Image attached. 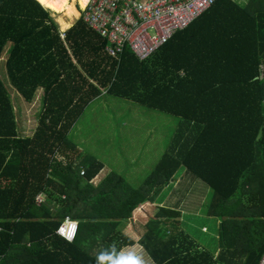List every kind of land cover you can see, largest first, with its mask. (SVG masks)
<instances>
[{"label": "trees", "instance_id": "obj_1", "mask_svg": "<svg viewBox=\"0 0 264 264\" xmlns=\"http://www.w3.org/2000/svg\"><path fill=\"white\" fill-rule=\"evenodd\" d=\"M107 44L83 17L64 39L54 13L38 0H0V58L6 50L11 84L29 103L44 90L36 132L19 134L0 77V264H94L112 242L141 244L154 264H258L264 0H217L147 61L130 49L111 57ZM104 94L178 118L168 150L141 184L115 169L96 184L106 163L69 153L79 148L72 130ZM181 170L167 203L140 226L141 237L125 233L141 205L168 196L162 195ZM197 180L214 191L206 213L221 221L218 255L182 228L184 199L174 197L188 195ZM41 194L47 199L40 205ZM66 217L79 222L71 243L56 234Z\"/></svg>", "mask_w": 264, "mask_h": 264}, {"label": "rangeland", "instance_id": "obj_2", "mask_svg": "<svg viewBox=\"0 0 264 264\" xmlns=\"http://www.w3.org/2000/svg\"><path fill=\"white\" fill-rule=\"evenodd\" d=\"M76 9L80 13L78 18L80 19L84 9L78 2L76 3ZM54 16L59 24H61L60 19L68 22V17L64 14L54 13ZM68 23H71V19ZM60 28L61 32H67V29H64L63 26ZM11 47L12 44L8 43L7 50ZM2 56L0 58V77L4 80L10 95L19 134L33 135L38 128V118L43 108L44 90L42 88L38 89L34 102H26L17 89L12 86L8 77L6 50H4ZM177 124L178 118L168 113L155 110L141 103L137 104L104 94L88 107L72 130L70 136L78 143L79 148L75 151L71 150L69 153L75 156L80 152H85L98 157L106 163V168L117 170L134 185L141 184L152 173L159 157L168 150L167 148L170 146L173 135L177 130ZM106 168L95 179V181L97 180L94 181L96 184H100L110 174V170ZM181 171L177 179L171 182V185L166 188L162 196L172 194L173 188L183 175V171L182 173ZM186 195L184 192L180 194V191H178L174 198L177 199L176 203L183 199V204L185 202L189 203L183 211V214L188 218L195 217L192 210L200 207L199 211H201L205 206H210L214 191L201 180H197L188 195ZM46 199L47 195L40 196L38 198L39 204L46 203ZM209 200L211 201L209 202ZM161 206L159 203L150 202L141 205L134 212L132 220L124 225L123 230L125 233L139 239L141 237L140 226L147 224L150 218L157 216L155 214L159 212ZM199 211L195 214L200 216H196V219L192 220L190 224L185 221V229L204 247L214 253L218 251L216 253L218 255L222 251L219 219L210 218L207 216L206 211L204 213ZM133 247L137 251L143 250L144 252L145 249L141 244ZM235 259L237 263L242 262V256L236 255Z\"/></svg>", "mask_w": 264, "mask_h": 264}, {"label": "built area", "instance_id": "obj_3", "mask_svg": "<svg viewBox=\"0 0 264 264\" xmlns=\"http://www.w3.org/2000/svg\"><path fill=\"white\" fill-rule=\"evenodd\" d=\"M216 1L88 0L82 17L92 30L107 40L105 52L108 55L120 59L126 49H130L140 60L147 61ZM61 33L65 39L67 32ZM64 227L69 225L64 224ZM78 228L79 223L72 242L77 237ZM258 264H264V254Z\"/></svg>", "mask_w": 264, "mask_h": 264}, {"label": "clouds", "instance_id": "obj_4", "mask_svg": "<svg viewBox=\"0 0 264 264\" xmlns=\"http://www.w3.org/2000/svg\"><path fill=\"white\" fill-rule=\"evenodd\" d=\"M64 224H68L69 227L65 228ZM64 224L57 229V235H61L71 243L78 227V221L66 217ZM94 264H154V261L150 255L137 251L133 246L118 248L116 242H112L96 254Z\"/></svg>", "mask_w": 264, "mask_h": 264}, {"label": "bare ground", "instance_id": "obj_5", "mask_svg": "<svg viewBox=\"0 0 264 264\" xmlns=\"http://www.w3.org/2000/svg\"><path fill=\"white\" fill-rule=\"evenodd\" d=\"M46 8L56 14H64L66 17L71 19V23H68L60 19V23L64 29H68L73 24L74 20L80 17L79 11L76 9V3L85 9L88 0H38ZM65 19V18H64Z\"/></svg>", "mask_w": 264, "mask_h": 264}, {"label": "crops", "instance_id": "obj_6", "mask_svg": "<svg viewBox=\"0 0 264 264\" xmlns=\"http://www.w3.org/2000/svg\"><path fill=\"white\" fill-rule=\"evenodd\" d=\"M68 20V22H70V19L68 18L67 19ZM79 19H77L76 20V22H74L72 25H71V27H69L68 29H67V31L69 30V29H71L76 23H77V21H78ZM60 27H62L61 26V24H60ZM108 170H110V168H107ZM171 194V193H170ZM170 194L166 197V198H162L163 200H160V201H158V202H156V203H159L160 205H165L166 203H167V201L169 200V197H170ZM211 200H209V202H210ZM150 203H152V202H150ZM162 203V204H161ZM164 203V204H163ZM186 205H189V203H187V202H185L184 204L183 203H181V205H180V210L182 211V217H181V221H182V228H183V230L184 231H187L186 229H185V226H184V223H185V221H187L189 224L192 222V220H194V219H196V216L198 217V216H200L199 214H195V212H198L199 210H200V207L198 208V209H195V210H192V214H193V216H195V217H188V218H186V215L185 214H183L184 212V210H185V207H186ZM207 210H209V207H207V206H205L203 209H201V211H199V212H201V213H204V211H206L207 212ZM158 214V212L155 214V215H157ZM207 216H209V215H207ZM154 217H156V216H154ZM207 218H209V217H207ZM210 218H215V217H210ZM216 219V218H215ZM219 222H220V225H221V221L219 220ZM193 237V236H192ZM220 249V248H219ZM143 251V250H142ZM144 252L145 253H147L148 255H150V253L146 250V249H144ZM215 253H218V251L217 252H215ZM150 257H151V259H152V256L150 255ZM152 261H154L153 259H152Z\"/></svg>", "mask_w": 264, "mask_h": 264}]
</instances>
